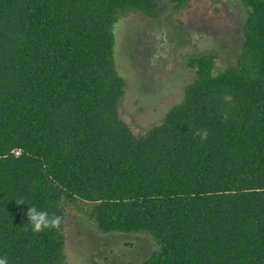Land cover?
Listing matches in <instances>:
<instances>
[{
	"label": "trees",
	"instance_id": "obj_1",
	"mask_svg": "<svg viewBox=\"0 0 264 264\" xmlns=\"http://www.w3.org/2000/svg\"><path fill=\"white\" fill-rule=\"evenodd\" d=\"M241 4L234 64L189 58L183 100L135 135L113 30L156 0H0V258L65 264L74 205L103 233L151 235L123 264H264V0ZM32 206L60 226L33 231Z\"/></svg>",
	"mask_w": 264,
	"mask_h": 264
},
{
	"label": "rangeland",
	"instance_id": "obj_2",
	"mask_svg": "<svg viewBox=\"0 0 264 264\" xmlns=\"http://www.w3.org/2000/svg\"><path fill=\"white\" fill-rule=\"evenodd\" d=\"M174 3L158 0L156 17L133 13L114 26L113 58L127 84L119 113L135 135L161 122L183 100L184 88L195 77L189 58L214 55L216 70L235 61L246 19L241 0H185L172 7ZM82 215L74 205L65 208V264L140 262L156 249L149 234L103 233Z\"/></svg>",
	"mask_w": 264,
	"mask_h": 264
},
{
	"label": "clouds",
	"instance_id": "obj_3",
	"mask_svg": "<svg viewBox=\"0 0 264 264\" xmlns=\"http://www.w3.org/2000/svg\"><path fill=\"white\" fill-rule=\"evenodd\" d=\"M201 139H206L208 136L207 131H202L198 133ZM27 220L33 231L40 232L45 229H56L60 226L59 217H50L46 211H42L36 206L27 207ZM0 264H8L6 258H0Z\"/></svg>",
	"mask_w": 264,
	"mask_h": 264
},
{
	"label": "flooded vegetation",
	"instance_id": "obj_4",
	"mask_svg": "<svg viewBox=\"0 0 264 264\" xmlns=\"http://www.w3.org/2000/svg\"><path fill=\"white\" fill-rule=\"evenodd\" d=\"M175 1H176V3H174L172 7H174L175 5H176L177 7H179V6H181L182 3L185 2V0H183L181 3H178L177 0H175ZM156 2H157L156 14L151 15V16H147V15H145V16H147V17H149V18L156 17V15H157V13H158V7H159V5H158V0H156ZM241 31H242V28H241ZM159 35H160V36H163V33H159ZM241 35H243L242 32H241ZM241 38H242V36L240 37V41H241ZM158 41H159V42H162V43L164 42V40H163L162 38H158ZM240 41H239V43H240ZM238 45H239V44H238ZM237 47H238V46H237ZM237 47H236V48H237Z\"/></svg>",
	"mask_w": 264,
	"mask_h": 264
}]
</instances>
